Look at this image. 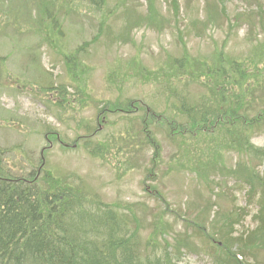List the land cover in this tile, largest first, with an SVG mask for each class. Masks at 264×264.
<instances>
[{
  "label": "rangeland",
  "instance_id": "1",
  "mask_svg": "<svg viewBox=\"0 0 264 264\" xmlns=\"http://www.w3.org/2000/svg\"><path fill=\"white\" fill-rule=\"evenodd\" d=\"M226 1L222 6L216 5V0H154L157 27L144 24L131 32L130 42L119 43L116 38L124 24L150 11L146 0H110L100 7L79 0H0V55L5 56L0 62V148L18 151L10 164L28 171L42 163V170L61 180L74 173L87 191L96 192L115 212L141 223L143 239L152 235L155 227V240L160 244L166 243L162 237L170 246L180 238L187 239L178 264H215L209 246L223 240L214 236L215 242L202 245L195 239L193 224L231 220L235 226L232 236L241 240L240 234L255 228L251 219L254 208L237 183L238 165L247 163L246 159L227 148L223 138L207 143L203 142L206 136L199 135L193 145L189 137L182 142L159 134L162 160L152 169V151L144 146L139 126L141 110L175 118L172 100L159 95L161 84H178L174 77L180 74L165 67L171 57L228 53L229 61L239 59L246 65L242 74L248 84L242 88L247 99L243 104L248 105L252 94L264 92V59L249 60L250 64L244 61L250 49L260 46L264 33L250 30L244 22L234 20L233 26L228 25L242 13L243 20H249L251 11L264 19V0ZM42 3L49 10L53 3L62 6L58 9L61 42L55 44L64 45L60 50L48 41L55 33L26 30L29 15ZM210 6L215 7V28L203 34L196 26L204 21ZM103 15H109L108 23L99 41L88 49V57L70 59L76 47L91 40L96 18ZM31 21L35 26L34 16ZM249 34L251 40L246 43ZM80 62L85 68L78 66ZM54 88L65 89L61 104H56L61 102L58 95L47 96V89ZM188 91L183 94L197 104L203 91L194 85ZM130 104L139 112H102L117 106L125 110ZM248 119L251 123L256 120L252 115ZM127 133L129 137L133 133L132 140L123 143L121 136ZM93 134L90 146L99 145L106 154L103 157L91 156L79 138ZM130 143L138 146L132 153L127 149ZM185 143L190 147L187 156ZM252 143L264 148V131L256 132ZM119 146L124 149L121 154L116 151ZM178 162L188 168L176 169ZM258 258L262 261L264 255L260 253Z\"/></svg>",
  "mask_w": 264,
  "mask_h": 264
},
{
  "label": "trees",
  "instance_id": "2",
  "mask_svg": "<svg viewBox=\"0 0 264 264\" xmlns=\"http://www.w3.org/2000/svg\"><path fill=\"white\" fill-rule=\"evenodd\" d=\"M79 1L92 2L98 7L109 2ZM148 1L150 11L154 13L153 2ZM39 16H42L41 22L50 21L53 27L60 24V17L53 15L49 9L42 8ZM103 16L97 19L99 32L104 29L109 17ZM209 16L211 18L210 13ZM148 21L157 23L154 15ZM205 22L211 23L210 20ZM99 32L92 41L101 36ZM127 34L128 31L123 37L128 38ZM256 56L258 60L259 55ZM172 66L180 72V76L176 77L179 86L188 84L182 78L190 72L192 82L204 79L202 86L208 91L201 103L190 105L180 91H171L168 84L160 85L169 97L172 96L167 91L174 93L178 117L188 121L189 130L193 125L192 132L184 129L187 125H180L179 133L193 138L202 130L211 134L216 128H222L229 138L226 147L244 155L252 163V166H242L240 178L248 199L253 200V207L256 208L253 215L255 228L240 234L243 240L232 236L235 226L231 221L220 224L208 221L207 232L206 224L194 222L193 231L203 244L215 242L214 236L223 240L221 246H209L215 264H264L258 258L260 253L264 254V149L251 144L248 131L253 126L246 127V117L251 112L259 118L258 125L264 122V92L252 98L253 108H249V104L245 106L243 103L247 97L244 88L248 81L242 72L246 65L236 59L229 61L228 55L223 52L212 53L204 59L195 57L191 61L186 57L175 58ZM246 68L249 69L248 66ZM150 120V129L160 122L153 116ZM176 121L168 118L163 129L168 134L179 135L175 131ZM167 122L173 123L171 129H168ZM154 149L155 154L161 151L159 144H155ZM8 156V151L0 148V264L179 263L182 249L187 248V239H178L174 247L160 244L155 240L157 227L152 235L143 239L139 231L143 229L141 225L137 227L129 217L120 215L97 198H88L83 185L69 183L62 187L51 185L43 188L41 182L45 179L40 181L34 168L26 172L21 166L10 165ZM52 187L55 189L51 190ZM200 221L203 222V219ZM162 240L167 242L164 237Z\"/></svg>",
  "mask_w": 264,
  "mask_h": 264
}]
</instances>
